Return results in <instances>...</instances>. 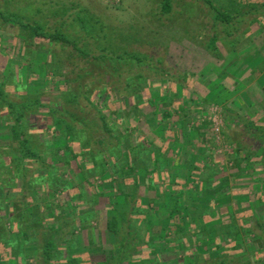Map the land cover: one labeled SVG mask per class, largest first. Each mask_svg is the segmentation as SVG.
<instances>
[{"label": "trees", "instance_id": "obj_1", "mask_svg": "<svg viewBox=\"0 0 264 264\" xmlns=\"http://www.w3.org/2000/svg\"><path fill=\"white\" fill-rule=\"evenodd\" d=\"M171 1L164 0V12H170ZM231 8L233 14L213 7L215 20L230 25L234 15L251 13L264 19V3ZM256 20L253 21L256 23ZM24 27L36 38L72 45L81 57L92 56L77 49L73 41L60 32L48 36L41 28ZM218 40L216 37L209 44L214 51ZM105 41H108L106 37ZM89 63L90 68L84 70L83 75L70 80L62 76V67H53L51 62L49 72L55 80L64 78L66 89H59L61 92L55 100L48 103L43 102L42 94L31 95L24 83L10 90L14 98L6 92L5 84H0V121L7 122L13 138L11 147L0 150V190L6 192L2 194L4 198H0V223L8 213L12 225L18 224L21 237L17 242L10 238L0 243V264H15L14 260L2 256L8 249L13 259L21 256L22 263H27L24 247L34 233L31 227L47 228L44 221H49L48 215L52 222L56 219L55 230L51 231L54 240L43 247L45 259L42 262L37 259L35 264H89L79 243L82 235L77 236V231L84 228L89 219L101 216L103 211L98 207L102 206L107 212L109 232L120 237L128 225L127 234L132 237V241L110 254L108 264H166L163 259L170 245H184L189 256L192 247L199 242L215 244L220 237L222 243L221 240L219 244L216 242L219 246L215 258L193 254L190 264H250L235 258L232 252L241 251L237 236L242 229L252 232L258 240L253 243L264 250V219L256 218L248 195L246 199L223 195L207 201L202 198L205 190L223 183L225 176L217 170L211 151L198 153V145L194 143L205 136L203 133H207L211 125L206 123L191 129L186 115L177 114L184 112L183 105L177 109L174 102L183 84H172V89L176 90L172 92L163 86L162 79L143 74L144 67L152 70L150 60L126 52L115 57L104 50L92 56ZM127 67L124 92H119L110 82L102 86L87 82L94 73L101 83ZM98 95L105 100L101 104L107 106V112L96 103ZM110 95L120 96L121 100L117 99V104L112 97L106 101ZM85 102L87 106L82 108ZM174 116H180L177 131L170 124ZM128 121L144 124L139 129L140 125H128ZM251 127L264 136V128L255 124L247 126ZM241 152L236 151L235 155L239 157ZM255 179L263 183L258 177ZM148 193H153L154 197L147 199ZM120 203L131 209L130 217L121 214L118 220L117 213L114 217L112 210L118 209ZM233 205L238 209H241L238 206H246V216L233 211ZM21 207L26 211L31 209V213L39 212L41 224L37 215L30 219L27 213L17 214L16 210ZM248 211L251 213H246ZM59 212L60 216H55ZM63 225L68 226L71 233L61 237ZM155 229L160 230L159 233H155ZM255 254L251 253L253 259H256Z\"/></svg>", "mask_w": 264, "mask_h": 264}, {"label": "rangeland", "instance_id": "obj_2", "mask_svg": "<svg viewBox=\"0 0 264 264\" xmlns=\"http://www.w3.org/2000/svg\"><path fill=\"white\" fill-rule=\"evenodd\" d=\"M207 1L213 5L206 0H172L170 12L166 13L163 10L164 0H0V84H5L6 92L11 95L10 90L24 83L31 95L42 94L43 102L48 103L54 101L57 93L65 88L64 78L55 80L49 72L51 62L53 67L59 65L63 68L62 76L74 80L90 68L92 56L104 50L115 57L126 52L147 58L152 70L142 68L144 75L162 79L163 86L172 92L176 91L172 89V84H183L184 88L180 93L177 92L174 104L177 109L183 105L184 112L177 114L181 117L186 115L189 128H198L206 123L211 125V129L203 133L205 136L194 143L198 145V153L211 151L217 161L216 168L225 176V180L217 183L214 189L205 190L202 193L204 201L221 195L225 198L246 199L248 195L253 201L255 216L261 221L264 219V136L257 128L250 129L247 126L255 124L256 127L264 128V19L252 13L234 15L230 25H223L215 20L213 7L233 14V6L240 8L263 4L264 0ZM255 19H258L256 23L253 21ZM24 26L41 28L48 36L60 32L68 36L77 49L92 56L81 57L72 45L36 38ZM105 37L108 41H105ZM216 37L219 42L214 51L209 44ZM237 41L239 43L236 44ZM127 69L103 79L101 83H98V74L94 73L87 82L95 86L110 82L119 92H124L122 89L127 82ZM110 98L115 104L119 102L117 99L121 100L120 96L110 95L106 101ZM96 100L99 107L107 112V106L101 104L105 101L102 96L98 95ZM83 106H87L86 102ZM174 117L170 124L177 131L180 116ZM131 122L128 121V125H140ZM140 123L139 129L144 122ZM12 144L10 127L2 120L0 150ZM239 150L242 152L237 157L235 152ZM257 177L263 183H257ZM4 193V190H0V198H4ZM17 193H14L16 199L19 197ZM145 197L148 199L154 194L148 193ZM104 207H98L103 211L101 216L89 219L84 228L77 231V236L82 235L79 243L89 264H108L111 253L132 241V237L127 234L130 231L128 225L120 237L116 238L109 232ZM232 207L238 214L243 213L241 217L246 216V206H238L241 209L234 205ZM30 210L21 207L16 213H27L30 219L37 215L36 219L41 220L39 212L31 213ZM112 211L114 217L118 214V220L121 214L131 216V209L122 203ZM40 214H43L41 209ZM58 214L60 216L61 213L55 216ZM5 216V221L0 223V243L10 238L20 241L18 224L12 225L8 213ZM48 217V222L43 220L47 228H42V225L31 227L34 233L30 235V243L24 247L25 264H35L37 259L41 262L45 259L43 247L54 240V232L51 231L55 230L56 221L52 222V217ZM62 227L61 237L71 233L68 226ZM159 231L155 229V233ZM258 235L261 236L259 229ZM253 236L252 232L242 229L237 236L241 251H233V256L246 260L244 263L264 264L257 262L264 261V250L261 251V247L253 243L257 239ZM218 241L222 243V238ZM216 242H199L192 247L189 256L184 245L172 244L167 247L163 261L166 264H190L192 255L198 253L204 254L203 257L215 258L219 246ZM251 253H256V259ZM2 256L6 260H14L15 264H24L21 256L13 259L10 249L3 251Z\"/></svg>", "mask_w": 264, "mask_h": 264}]
</instances>
